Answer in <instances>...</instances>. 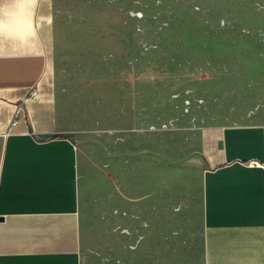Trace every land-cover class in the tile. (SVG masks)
Here are the masks:
<instances>
[{"label": "crops", "instance_id": "0c3cea01", "mask_svg": "<svg viewBox=\"0 0 264 264\" xmlns=\"http://www.w3.org/2000/svg\"><path fill=\"white\" fill-rule=\"evenodd\" d=\"M58 4L0 0V264H136L133 237L145 246L152 229L141 261L264 264V114L210 129L200 229L168 251L164 193L131 130L85 142L67 126L46 74Z\"/></svg>", "mask_w": 264, "mask_h": 264}, {"label": "rangeland", "instance_id": "374dc122", "mask_svg": "<svg viewBox=\"0 0 264 264\" xmlns=\"http://www.w3.org/2000/svg\"><path fill=\"white\" fill-rule=\"evenodd\" d=\"M56 9L46 74L67 126L85 142L131 130L133 158L143 153L149 188L164 193L158 231L169 251L178 229H200L210 129L264 114V0H59ZM149 232L145 246L133 237V263L154 264L141 261L154 249Z\"/></svg>", "mask_w": 264, "mask_h": 264}, {"label": "built area", "instance_id": "2783aa9c", "mask_svg": "<svg viewBox=\"0 0 264 264\" xmlns=\"http://www.w3.org/2000/svg\"><path fill=\"white\" fill-rule=\"evenodd\" d=\"M15 123H16V120L15 121L13 120L12 124H15Z\"/></svg>", "mask_w": 264, "mask_h": 264}]
</instances>
